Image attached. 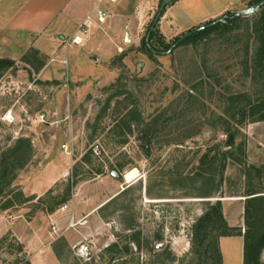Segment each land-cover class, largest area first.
Instances as JSON below:
<instances>
[{"label": "rangeland", "instance_id": "obj_1", "mask_svg": "<svg viewBox=\"0 0 264 264\" xmlns=\"http://www.w3.org/2000/svg\"><path fill=\"white\" fill-rule=\"evenodd\" d=\"M25 1L0 0V59L14 62L0 68V264H207L193 228L219 200L233 236L264 235V121L232 118L264 98L260 13L161 55L144 40L163 0L105 6L111 24L87 43L38 47L5 27ZM230 1L173 0L152 43L168 50ZM221 231L207 243L224 264ZM244 243L226 245L229 264H242Z\"/></svg>", "mask_w": 264, "mask_h": 264}, {"label": "trees", "instance_id": "obj_2", "mask_svg": "<svg viewBox=\"0 0 264 264\" xmlns=\"http://www.w3.org/2000/svg\"><path fill=\"white\" fill-rule=\"evenodd\" d=\"M264 2V0H250V7L254 4H260ZM256 13H260L262 16L261 23L259 25H256L253 29L254 34V52L252 55L253 60V67L258 75H264V4L260 7ZM248 16H239L237 15V11H229L227 12V18L224 22H221L220 24H216L210 28H207L205 30H202L200 32H197L190 37H188L182 44H186L191 41H196L200 37L204 36V34L221 27L224 28H230L231 26H234L236 21H242L244 19H247ZM156 29V27H155ZM154 31L152 32L150 36V44L149 46L146 42V38L144 40V45L147 48L149 52H153V50H157L152 43V40L154 39ZM160 51V50H158ZM154 53V52H153ZM13 61L10 59H0V68H8L13 65ZM258 102L256 104H252L251 102H248L246 104H242V106L238 107L237 110L232 115V118L235 119L236 123L242 124L244 120L249 119L250 122H261L264 121V98H259ZM227 131V146L234 147L236 145V136H237V129L231 130L230 128L226 130ZM30 146H28L29 148ZM16 148L14 150L15 154L19 153ZM9 162H7L8 164ZM7 169H9L7 167ZM104 173L103 170H100L98 172L99 175H102ZM250 198V199H255ZM61 202H65V199ZM60 202V203H61ZM51 211L53 208L50 209ZM248 208H246V211ZM222 230L219 234V237H225V236H233L235 235L234 232L236 231L235 228H232L228 225L224 218V214L222 212V203L221 200L217 201L216 204H214L204 215H202L197 223L195 224L193 231H194V244L199 245L201 248L204 247V253L207 258V261L203 263L207 264H213V260L215 259V256L212 254L210 257V250L214 247L216 251V257L218 258V262L216 264H222V254L219 251V247L214 240L213 242L210 241V243H207L211 237H215L216 230ZM245 243H244V263L245 264H262L259 262V256L261 254L262 249L264 248V235L256 240L254 243H252L253 236L251 229L245 230ZM238 235H242L241 232H239ZM217 237V235H216ZM215 242V243H214ZM210 247V248H209ZM210 249V250H209ZM214 253V252H213ZM202 264V263H199Z\"/></svg>", "mask_w": 264, "mask_h": 264}, {"label": "crops", "instance_id": "obj_3", "mask_svg": "<svg viewBox=\"0 0 264 264\" xmlns=\"http://www.w3.org/2000/svg\"><path fill=\"white\" fill-rule=\"evenodd\" d=\"M122 3H124V0L118 3L111 2L110 0H27L13 11V17L5 27L6 29L20 33L26 32L28 35L35 38L34 40L37 47L41 45H51L56 35L62 40H71L75 35L79 34L80 24L93 11L96 5L99 4L103 9L110 6L116 14H122L121 10L124 7ZM236 3L237 11H242L247 8L243 0H231L215 12L212 17L225 14L229 11V8L236 5ZM110 18L111 17H109L107 22L103 25H98L96 21H94L93 29H104V26H110L112 21ZM91 37L92 32L85 37L84 44L87 43ZM229 225L236 226V222L229 220ZM235 239L243 240L244 242L242 235L225 236L220 240L224 264H229V252H227L226 245L229 244L231 240ZM240 260L242 264H245L244 252Z\"/></svg>", "mask_w": 264, "mask_h": 264}, {"label": "water", "instance_id": "obj_4", "mask_svg": "<svg viewBox=\"0 0 264 264\" xmlns=\"http://www.w3.org/2000/svg\"><path fill=\"white\" fill-rule=\"evenodd\" d=\"M173 0H163L160 8H159V11L154 19V22L146 36V42L149 46H151L150 44V36L152 34V32L154 31L157 23L159 22L165 8L172 2ZM264 4V2L256 5H252L251 7L245 9V10H242V11H238L237 12V15L239 16H250L252 14H254L256 11H258L260 9V7ZM227 18V13L219 16L218 18L200 26L199 28L195 29V30H191L189 32H187L186 34H184L181 38H179L168 50L166 51H158V50H153V52L155 54H161V55H168L169 53H171L175 47L179 46L182 42H184L188 37H190L191 35L197 33V32H200L202 30H205L207 28H210L218 23H221V22H224ZM126 42H130V39H129V35L126 36ZM113 174L117 177H119V174L117 172H113Z\"/></svg>", "mask_w": 264, "mask_h": 264}, {"label": "built area", "instance_id": "obj_5", "mask_svg": "<svg viewBox=\"0 0 264 264\" xmlns=\"http://www.w3.org/2000/svg\"><path fill=\"white\" fill-rule=\"evenodd\" d=\"M111 2H116L118 0H110ZM108 14L105 9L100 7V5H96L93 9V11L87 16V18L80 24L79 26V34L75 35L71 42L76 45H83L85 42V37L88 36L91 33V29L94 27V21L98 25H103L107 22ZM41 119H44V115L41 116ZM69 208L68 204H65L62 208L63 210H66ZM72 222L74 219L71 220Z\"/></svg>", "mask_w": 264, "mask_h": 264}, {"label": "bare ground", "instance_id": "obj_6", "mask_svg": "<svg viewBox=\"0 0 264 264\" xmlns=\"http://www.w3.org/2000/svg\"><path fill=\"white\" fill-rule=\"evenodd\" d=\"M125 180L127 183H135L138 181L140 174H139V170L137 168H133L129 171H127L124 175Z\"/></svg>", "mask_w": 264, "mask_h": 264}]
</instances>
